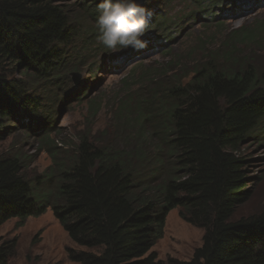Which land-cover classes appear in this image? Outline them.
<instances>
[{"label": "trees", "instance_id": "trees-1", "mask_svg": "<svg viewBox=\"0 0 264 264\" xmlns=\"http://www.w3.org/2000/svg\"><path fill=\"white\" fill-rule=\"evenodd\" d=\"M98 3L0 0V140L14 123L32 129L43 121L49 106L29 92L64 79L66 56L78 55L87 46L85 35L97 34L95 27L83 33V18L96 20ZM196 3L207 15L216 5L224 6L219 12L225 5L229 11L264 8V0ZM159 16L150 18L149 28L160 33L165 17ZM256 42L263 40L245 29L232 34L196 63L185 85L175 81L145 103L136 133L126 139L129 147L83 139L65 150L44 142L52 163L32 178L26 157L0 155V226L51 210L80 248L67 249L68 259L79 264H264V211L238 216L255 181L241 151L264 138V68L260 53L249 47ZM176 209L204 231L189 261H163L153 251ZM16 249V238L1 243L0 264H10Z\"/></svg>", "mask_w": 264, "mask_h": 264}, {"label": "rangeland", "instance_id": "rangeland-1", "mask_svg": "<svg viewBox=\"0 0 264 264\" xmlns=\"http://www.w3.org/2000/svg\"><path fill=\"white\" fill-rule=\"evenodd\" d=\"M142 4L152 12L151 18L158 14L160 18L165 17L161 34L157 28L152 30L150 27L155 32L145 39L147 48L140 51L129 48L116 53L108 52L97 42L98 33L85 35L86 48L79 53L76 51V56L70 54L65 58L68 66L64 79L29 92V95L43 97L49 106L43 121L32 129L12 124L13 130L0 140V155L20 153L26 157L29 160L27 176L32 178L51 166L44 142L53 144L55 141L65 150H74L83 139L96 146L122 147L126 139L136 133L135 118L145 103L162 97L175 81L185 85L203 56L221 49L232 34L243 29L263 40L261 44L256 42L249 47L260 53L257 60L264 68V8L253 5L229 11L230 6L225 5V11L219 12L224 6L216 5L210 7L216 10L207 15L198 8L196 0H145ZM83 21L87 26L83 33L96 28V20L89 14ZM164 69L172 73L159 78L156 71ZM174 76L179 78L174 80ZM154 79L162 86H154ZM78 98L82 100L78 101ZM125 146L129 147L128 141ZM241 154L248 158L247 171L255 181L253 196L239 209L238 216L262 213L264 138L252 141ZM203 235L202 229L182 220L176 209L167 216L163 238L153 251L163 261H189L202 245ZM13 238L17 240V249L10 264H79L68 259L67 249L76 247L51 210L38 218L24 222L10 220L1 225L0 244Z\"/></svg>", "mask_w": 264, "mask_h": 264}, {"label": "clouds", "instance_id": "clouds-1", "mask_svg": "<svg viewBox=\"0 0 264 264\" xmlns=\"http://www.w3.org/2000/svg\"><path fill=\"white\" fill-rule=\"evenodd\" d=\"M97 12L96 39L108 52L147 48L152 12L140 0H99Z\"/></svg>", "mask_w": 264, "mask_h": 264}]
</instances>
